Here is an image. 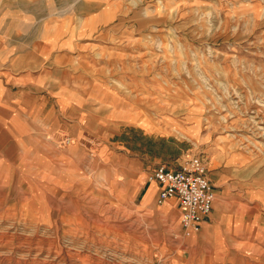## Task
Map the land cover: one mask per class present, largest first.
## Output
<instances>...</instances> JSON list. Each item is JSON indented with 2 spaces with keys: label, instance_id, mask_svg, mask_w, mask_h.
Returning <instances> with one entry per match:
<instances>
[{
  "label": "rangeland",
  "instance_id": "rangeland-1",
  "mask_svg": "<svg viewBox=\"0 0 264 264\" xmlns=\"http://www.w3.org/2000/svg\"><path fill=\"white\" fill-rule=\"evenodd\" d=\"M120 1V22L98 37L99 67L86 71L114 88V104L102 108L111 113L43 128L71 152V175L49 185L33 161L12 178L0 170V264L196 260L199 231L185 233L181 212L139 201L143 173L135 149L125 154L123 127H141L151 148L169 137L186 157L211 162V183L242 178L233 191L264 193V0ZM257 237V254L227 264H264V234ZM213 252L201 263L216 264Z\"/></svg>",
  "mask_w": 264,
  "mask_h": 264
},
{
  "label": "crops",
  "instance_id": "crops-1",
  "mask_svg": "<svg viewBox=\"0 0 264 264\" xmlns=\"http://www.w3.org/2000/svg\"><path fill=\"white\" fill-rule=\"evenodd\" d=\"M120 3L0 0V170L9 169L10 178L15 176L12 171L22 170L33 161L47 184H61L62 179L71 175L65 171L70 169L67 162L74 158L58 141L46 137L43 128L54 130L66 123L74 125L80 118L90 122L97 120L99 113H111L112 109L102 108L114 104L110 97L114 88L103 85L94 73L88 76L86 71L99 67L98 37L120 22ZM133 127L127 132L121 128L122 134L128 136L123 146L128 156L131 147L136 151L143 173L139 201L151 208L156 205L160 190L159 182L152 179L155 169L160 165L178 169L187 156L183 155L187 148L172 143L169 137L153 138V143L159 142L160 146L151 148L146 132ZM66 136L72 146V137ZM79 153L80 149L73 152L75 156ZM210 163L207 175L212 181ZM243 181L227 178L220 184L212 182L213 209L192 238V246L199 250L192 264L201 263L202 255L211 254L212 250L216 264H227L226 258L232 255L243 257L245 250L253 255L259 252L256 242L257 236L264 234V193L261 188L231 189L230 185L239 186ZM160 207L181 212L176 197ZM188 253L186 260L191 256Z\"/></svg>",
  "mask_w": 264,
  "mask_h": 264
},
{
  "label": "built area",
  "instance_id": "built-area-1",
  "mask_svg": "<svg viewBox=\"0 0 264 264\" xmlns=\"http://www.w3.org/2000/svg\"><path fill=\"white\" fill-rule=\"evenodd\" d=\"M63 140L70 142L66 136ZM207 171L205 159L192 155L185 157L178 169L160 165L152 175V179L160 184L158 205L172 197L178 199L180 223L187 235L198 232L202 221L213 209L215 192Z\"/></svg>",
  "mask_w": 264,
  "mask_h": 264
},
{
  "label": "bare ground",
  "instance_id": "bare-ground-1",
  "mask_svg": "<svg viewBox=\"0 0 264 264\" xmlns=\"http://www.w3.org/2000/svg\"><path fill=\"white\" fill-rule=\"evenodd\" d=\"M257 135L260 136V137H264V128L262 129L261 132H258Z\"/></svg>",
  "mask_w": 264,
  "mask_h": 264
}]
</instances>
